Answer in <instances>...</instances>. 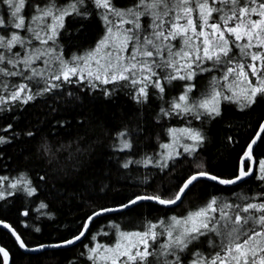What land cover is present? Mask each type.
I'll return each mask as SVG.
<instances>
[{"label":"snow or ice","instance_id":"1","mask_svg":"<svg viewBox=\"0 0 264 264\" xmlns=\"http://www.w3.org/2000/svg\"><path fill=\"white\" fill-rule=\"evenodd\" d=\"M0 264H264V0H0Z\"/></svg>","mask_w":264,"mask_h":264},{"label":"trees","instance_id":"2","mask_svg":"<svg viewBox=\"0 0 264 264\" xmlns=\"http://www.w3.org/2000/svg\"><path fill=\"white\" fill-rule=\"evenodd\" d=\"M100 203H105V201H100ZM53 208L58 212L59 216L57 225H53L52 227L46 228V233L50 232L53 238L67 231L68 227L71 226V221L75 220L77 223H79V218L89 211V209L87 208H73L70 211L68 208L63 207L59 203L54 204ZM100 222L103 223V220H101ZM56 226H59L60 232L53 231V228ZM29 239H35V237H29Z\"/></svg>","mask_w":264,"mask_h":264}]
</instances>
